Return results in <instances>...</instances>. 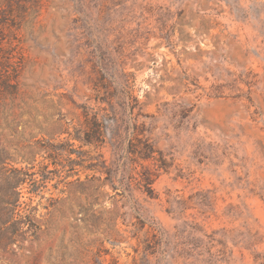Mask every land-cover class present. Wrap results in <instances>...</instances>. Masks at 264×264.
Segmentation results:
<instances>
[{
	"label": "rangeland",
	"instance_id": "1",
	"mask_svg": "<svg viewBox=\"0 0 264 264\" xmlns=\"http://www.w3.org/2000/svg\"><path fill=\"white\" fill-rule=\"evenodd\" d=\"M25 5L0 264H264V0Z\"/></svg>",
	"mask_w": 264,
	"mask_h": 264
},
{
	"label": "trees",
	"instance_id": "2",
	"mask_svg": "<svg viewBox=\"0 0 264 264\" xmlns=\"http://www.w3.org/2000/svg\"><path fill=\"white\" fill-rule=\"evenodd\" d=\"M28 2H32L35 7L39 5V0H0V131L9 127L7 120L17 105L24 62L19 29ZM36 13L37 10H34L32 15L36 17ZM2 119L6 123H2ZM6 155L7 152L0 147V176L21 184L28 172L9 167Z\"/></svg>",
	"mask_w": 264,
	"mask_h": 264
}]
</instances>
